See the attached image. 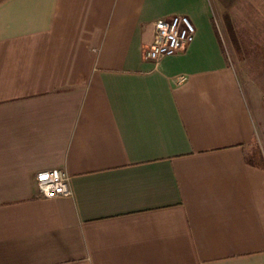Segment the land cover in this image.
Listing matches in <instances>:
<instances>
[{"label":"crops","instance_id":"obj_1","mask_svg":"<svg viewBox=\"0 0 264 264\" xmlns=\"http://www.w3.org/2000/svg\"><path fill=\"white\" fill-rule=\"evenodd\" d=\"M216 4L237 30L264 0H0V264H264L258 103ZM177 14L194 40L147 59ZM55 168L71 195L40 194Z\"/></svg>","mask_w":264,"mask_h":264},{"label":"rangeland","instance_id":"obj_2","mask_svg":"<svg viewBox=\"0 0 264 264\" xmlns=\"http://www.w3.org/2000/svg\"><path fill=\"white\" fill-rule=\"evenodd\" d=\"M227 10L226 4H216L215 21L230 62L258 103L261 125L257 140L264 146V5H246L237 30ZM258 142L256 147L261 146Z\"/></svg>","mask_w":264,"mask_h":264},{"label":"built area","instance_id":"obj_3","mask_svg":"<svg viewBox=\"0 0 264 264\" xmlns=\"http://www.w3.org/2000/svg\"><path fill=\"white\" fill-rule=\"evenodd\" d=\"M196 27L185 14L162 18L156 22V34L145 57L159 62L162 58L185 50L194 40ZM264 128V126H263ZM36 181L40 194L44 197L68 196L72 194L70 176L62 169L39 171Z\"/></svg>","mask_w":264,"mask_h":264},{"label":"trees","instance_id":"obj_4","mask_svg":"<svg viewBox=\"0 0 264 264\" xmlns=\"http://www.w3.org/2000/svg\"><path fill=\"white\" fill-rule=\"evenodd\" d=\"M230 29L232 28L230 27ZM247 159L252 164H256L264 167L263 154L261 153L260 149L256 146L252 149V152L248 154Z\"/></svg>","mask_w":264,"mask_h":264}]
</instances>
